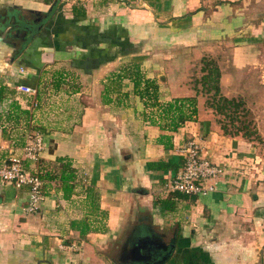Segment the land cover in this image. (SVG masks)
I'll return each mask as SVG.
<instances>
[{
  "label": "crops",
  "instance_id": "obj_1",
  "mask_svg": "<svg viewBox=\"0 0 264 264\" xmlns=\"http://www.w3.org/2000/svg\"><path fill=\"white\" fill-rule=\"evenodd\" d=\"M0 2V157L22 156L34 132L45 143L23 160L42 176L38 212L23 210L28 187L0 179V264H264V153L225 133L201 80L168 55L205 40L219 52L242 33L248 41L229 51L242 72L264 71V0ZM128 62L157 81L161 101L195 97L196 118L174 131L145 121L132 81L115 75ZM243 86L264 100V78ZM189 140L223 169L204 196L167 190ZM67 162L73 177L62 182Z\"/></svg>",
  "mask_w": 264,
  "mask_h": 264
},
{
  "label": "trees",
  "instance_id": "obj_2",
  "mask_svg": "<svg viewBox=\"0 0 264 264\" xmlns=\"http://www.w3.org/2000/svg\"><path fill=\"white\" fill-rule=\"evenodd\" d=\"M56 6V5H55ZM74 15H82L85 10L82 6L73 7ZM46 19L41 20L32 26V34L34 36L40 29H42ZM203 66L201 71V85L205 93L211 96L206 99V103L217 114H222L231 121L238 119V112L242 109L245 110V103L242 99L234 97H226L220 94L219 80L220 69L217 63L212 59H203ZM117 78L128 77L133 83V92L137 94L144 105V110L140 113L142 118L150 124L159 125L162 128L169 130H176L181 124L187 120H194L197 116V107L195 97H175L168 101H161L159 97V85L153 78L145 75L141 69L140 64L137 62H128L121 66L118 73L115 74ZM0 92L3 90L0 87ZM244 124V122H243ZM225 133L226 129L222 126ZM245 131L240 132L239 129L229 133L238 135L241 133L243 137L249 138L255 131L248 129L245 124ZM60 160V159H59ZM73 169L70 167L69 162L65 163L62 167L60 180L67 182L73 177ZM39 173V172H38ZM42 179V176L39 174Z\"/></svg>",
  "mask_w": 264,
  "mask_h": 264
},
{
  "label": "built area",
  "instance_id": "obj_3",
  "mask_svg": "<svg viewBox=\"0 0 264 264\" xmlns=\"http://www.w3.org/2000/svg\"><path fill=\"white\" fill-rule=\"evenodd\" d=\"M17 90L29 96L37 94V88L30 85H18ZM44 148L43 135L34 132L27 136L22 148V156L0 157V179L16 187H28V198L23 207L25 212H38L44 199V193L43 180L39 173L27 169L23 160L37 161ZM181 150L184 157L183 164L168 180L167 190L198 197L215 191L217 180L223 173L222 167L203 157L199 143L194 140L187 141Z\"/></svg>",
  "mask_w": 264,
  "mask_h": 264
},
{
  "label": "rangeland",
  "instance_id": "obj_4",
  "mask_svg": "<svg viewBox=\"0 0 264 264\" xmlns=\"http://www.w3.org/2000/svg\"><path fill=\"white\" fill-rule=\"evenodd\" d=\"M0 5H2L1 2ZM240 34L242 33H238L235 38L230 39L227 45H225L226 43H221L219 52L215 51V49H217L219 45L213 46L211 43L212 41L205 40L201 42L198 50L194 49V52H191L190 50L186 52H179V50H174L171 51V53H168V55L170 56L172 61L183 56V64L188 63L189 65V68L183 72L186 73L191 83H194L196 81L199 82V80H201V76L203 73L201 71V66H203L204 64L203 59H205V61L207 59H212L217 63L219 67H221V71L224 76V86L222 90L220 89V94L229 98L234 97L236 99H243L246 97L248 98V100H244L245 110L242 109L238 112V119L231 121V118H228L222 114L215 113L217 115L215 117V121L219 125L224 126L226 131H228L229 133H232L237 129H239L240 132L245 131L246 124L249 130L255 131V133L251 134L248 139L253 141L254 145L262 153H264V100L260 101L258 99V94H255V89L252 90V95L250 97L249 94L243 95L242 92V90L244 89V84H255L262 80L264 78V71L259 69L248 71L250 66L256 63L248 65V67L246 68L247 72L241 71V69L244 68V66L239 63L242 55L239 53L233 54L229 51L232 46L243 47L244 42L248 41H245L242 36L240 37ZM161 57L164 56L161 55ZM254 60L256 61V57ZM254 87L256 86L254 85L253 88ZM259 91L257 90V92ZM205 96L208 98L211 96V93ZM205 105H207L206 100ZM259 125H261L260 129L263 130V132L261 133L258 132L257 129Z\"/></svg>",
  "mask_w": 264,
  "mask_h": 264
},
{
  "label": "water",
  "instance_id": "obj_5",
  "mask_svg": "<svg viewBox=\"0 0 264 264\" xmlns=\"http://www.w3.org/2000/svg\"><path fill=\"white\" fill-rule=\"evenodd\" d=\"M173 247V245L171 246V248ZM162 258L160 259V261H164L166 258H167V255L165 256V255H163V256H161ZM144 264H148V263H144Z\"/></svg>",
  "mask_w": 264,
  "mask_h": 264
}]
</instances>
